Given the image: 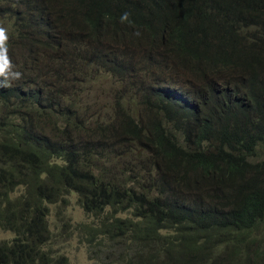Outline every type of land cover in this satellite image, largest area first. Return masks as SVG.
<instances>
[{"label":"trees","instance_id":"1","mask_svg":"<svg viewBox=\"0 0 264 264\" xmlns=\"http://www.w3.org/2000/svg\"><path fill=\"white\" fill-rule=\"evenodd\" d=\"M0 21L21 73L0 87V264H69L49 205L72 192L108 264H264V0H0ZM105 72L137 96L86 121Z\"/></svg>","mask_w":264,"mask_h":264},{"label":"rangeland","instance_id":"2","mask_svg":"<svg viewBox=\"0 0 264 264\" xmlns=\"http://www.w3.org/2000/svg\"><path fill=\"white\" fill-rule=\"evenodd\" d=\"M0 25L7 28L5 22L0 21ZM104 45L109 47L110 43L105 42ZM93 79L95 80L90 84L92 89L84 91L83 102L79 106L80 110L84 108L87 110L86 114L82 112L86 121H93L96 117L107 119L114 112L121 94H126L127 98L137 96L135 89L123 90L132 80H123L106 72ZM49 206L52 236L48 248H51L55 255H65L69 264L109 263V259L104 258L105 254L102 250L99 252L96 247L90 248L81 241L78 231H71L80 223H91L95 220L94 216L88 215L81 207L77 193L72 192L66 196L65 201L61 200ZM14 236L11 231L0 230V239L3 241L10 243Z\"/></svg>","mask_w":264,"mask_h":264},{"label":"clouds","instance_id":"3","mask_svg":"<svg viewBox=\"0 0 264 264\" xmlns=\"http://www.w3.org/2000/svg\"><path fill=\"white\" fill-rule=\"evenodd\" d=\"M129 17L128 13H124L121 16V22L127 21ZM8 29L0 25V87H9L12 81L21 78V73L14 70V65L8 55Z\"/></svg>","mask_w":264,"mask_h":264}]
</instances>
